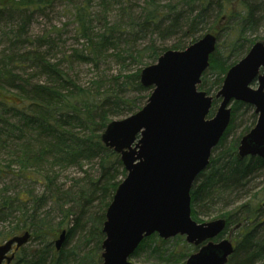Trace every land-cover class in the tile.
Masks as SVG:
<instances>
[{
  "label": "trees",
  "instance_id": "trees-1",
  "mask_svg": "<svg viewBox=\"0 0 264 264\" xmlns=\"http://www.w3.org/2000/svg\"><path fill=\"white\" fill-rule=\"evenodd\" d=\"M55 1L0 0V22L14 16L17 22L0 30V243L25 232L36 243L32 250L20 247L10 264L101 263L105 212L126 172L100 137L112 120L145 104L151 88L139 81L143 67L212 32L216 47L198 89L216 94L227 70L264 40L250 37L264 21V0H142L138 12L132 0H76V42L61 52L51 33L29 34L34 14ZM80 65L88 69L85 80L76 72ZM217 103L213 99L208 118ZM242 107L251 109L253 121L226 144ZM231 109L230 124L190 191L197 222L203 221L199 210L207 214L212 206L236 203L237 191L264 165L259 157H237L241 136L256 122L253 108L233 102ZM71 167L81 175L63 180ZM262 201L212 214L226 221L217 238L229 234L234 243L227 264H264ZM63 230L57 251L54 241Z\"/></svg>",
  "mask_w": 264,
  "mask_h": 264
},
{
  "label": "water",
  "instance_id": "water-1",
  "mask_svg": "<svg viewBox=\"0 0 264 264\" xmlns=\"http://www.w3.org/2000/svg\"><path fill=\"white\" fill-rule=\"evenodd\" d=\"M215 47L216 36L208 32L182 50L164 51L140 71L141 85L151 88L145 104L102 132L101 141L119 155L126 174L105 212L100 264H133L129 258L153 234L162 240L184 236L197 247L184 264H227L233 254L230 236L217 240L224 218H192L190 191L230 123L232 102L252 106L257 115L239 140L237 157L264 160V40L227 70L212 96L198 85ZM213 99L220 101L208 118ZM29 236L2 242L0 264H10ZM64 241L63 230L54 242L57 251Z\"/></svg>",
  "mask_w": 264,
  "mask_h": 264
},
{
  "label": "rangeland",
  "instance_id": "rangeland-1",
  "mask_svg": "<svg viewBox=\"0 0 264 264\" xmlns=\"http://www.w3.org/2000/svg\"><path fill=\"white\" fill-rule=\"evenodd\" d=\"M76 0H56L51 7H48L40 12L34 14L32 21L29 25V34L32 37L43 35L47 33H51V37H53L57 43L58 51H67L75 44L74 38V27L75 23L72 17V9ZM135 3L134 10L138 12L139 6L142 4V0H132ZM95 9V5L93 6ZM236 8H240L237 6ZM115 15V11L112 13ZM16 18L11 19L9 21L2 20L0 22V30H9L16 26ZM222 25L225 24L223 21ZM264 36V21H260L259 26L257 28V32L255 35L250 36L261 38ZM1 40V39H0ZM221 42V41H220ZM168 46V45H167ZM76 72L79 75V78L85 80L89 76V72L86 66L80 65L76 68ZM256 84L252 83V86L255 87ZM215 91H211L210 95H214ZM218 103L220 99H217ZM217 103V105H218ZM233 102L230 104V106ZM215 106V110L216 107ZM253 108V107H251ZM242 113L244 116H242ZM240 117H237L235 120L237 128L233 130L227 136L226 144L230 142L236 135L239 134L241 129L245 126H249L253 119L251 118V109H245L242 107L240 110ZM230 124V123H229ZM229 126V125H228ZM228 128V127H227ZM81 175V171L78 170L77 167H71L67 169L63 173V180H68L73 177H77ZM9 181V180H7ZM1 185V184H0ZM264 165H262L250 179L246 183V186L241 190L237 191L236 195H239L236 203L224 206L221 210L222 204H218L216 206H212L213 210L206 212L207 214H203V212L198 211V218L203 221H208L214 219V215L218 214L222 211H228L232 209L238 202L247 201L252 199L253 201H257L261 198L264 199ZM234 195V194H232ZM232 195H229L232 197ZM228 197V196H226ZM229 199V198H228ZM232 200V198H230ZM214 214V215H212ZM202 221V222H203ZM229 236L225 234L224 237ZM232 237H235V232L232 234ZM160 239L156 234H153L150 239H147L144 242V246L139 250L136 256H131L129 258L130 262L133 264H183L187 258V256L193 252V246L186 243L184 236H176L167 240L165 243L158 241ZM3 242V241H2ZM155 245L156 251L151 250V246ZM36 247V243L29 241L24 248L27 250H32ZM185 252L186 254H184Z\"/></svg>",
  "mask_w": 264,
  "mask_h": 264
},
{
  "label": "bare ground",
  "instance_id": "bare-ground-1",
  "mask_svg": "<svg viewBox=\"0 0 264 264\" xmlns=\"http://www.w3.org/2000/svg\"><path fill=\"white\" fill-rule=\"evenodd\" d=\"M186 47H187V46H186ZM186 47H185V48H186ZM196 178H197V177H196ZM28 233H29V232H28ZM29 235H30V233H29ZM29 239H30V236H29ZM29 239H28V241H29ZM28 241H27L24 245H26V244L28 243ZM24 245H23V246H24Z\"/></svg>",
  "mask_w": 264,
  "mask_h": 264
},
{
  "label": "flooded vegetation",
  "instance_id": "flooded-vegetation-1",
  "mask_svg": "<svg viewBox=\"0 0 264 264\" xmlns=\"http://www.w3.org/2000/svg\"><path fill=\"white\" fill-rule=\"evenodd\" d=\"M229 235V234H228ZM228 237V236H227ZM197 249V248H196Z\"/></svg>",
  "mask_w": 264,
  "mask_h": 264
}]
</instances>
